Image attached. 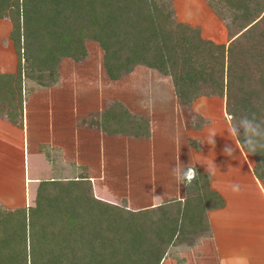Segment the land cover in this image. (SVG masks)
<instances>
[{"label":"trees","instance_id":"1","mask_svg":"<svg viewBox=\"0 0 264 264\" xmlns=\"http://www.w3.org/2000/svg\"><path fill=\"white\" fill-rule=\"evenodd\" d=\"M205 1L224 20L227 44L176 21L167 0H0L16 57L15 72H0V114L17 123L22 78L30 91L56 85L61 59L82 60L92 41L110 79L144 65L170 77L182 106L217 96L230 126L245 115L264 121V0ZM91 122L108 134L149 132L147 118L118 100ZM236 138L247 153L243 129ZM251 155L264 187V149ZM208 177L196 169L182 200L137 210L93 198L81 176L41 180L29 205L0 204V264H158L206 231V208L220 204Z\"/></svg>","mask_w":264,"mask_h":264},{"label":"crops","instance_id":"2","mask_svg":"<svg viewBox=\"0 0 264 264\" xmlns=\"http://www.w3.org/2000/svg\"><path fill=\"white\" fill-rule=\"evenodd\" d=\"M9 30V21L0 18V72L4 73L16 69ZM224 44H227L226 39ZM86 49L87 55L80 61L61 59L58 82L54 86L30 91L22 78L17 123L0 114V145L7 146L6 151L0 152L3 159L0 166L3 168L6 164L9 170L12 160L21 164L18 178L9 177L8 170L0 169L2 183L9 179L20 182L18 189L12 187L13 195L6 193L7 183H3L0 204L7 208L29 205L39 181L81 176L97 200L123 204L131 210L153 208L169 199L185 197V184L177 185L172 175V168L180 163L209 175L207 189L220 198V204L206 208L207 229L202 235L191 245L177 246L175 253L165 255L158 264H242L244 261L264 264V187L254 177L249 159L243 156L245 152L236 142L241 161H238L234 177L226 176L224 169H219L220 165L201 156L202 141L199 147L189 146L188 160L184 157L186 137L191 139L198 133L191 119L193 114L204 116L199 103L205 97L195 98L188 107L180 105L170 77L144 65H135L122 77L110 79L102 66L101 49L96 69L90 65L88 45ZM90 71L94 74L89 75ZM99 71L102 80L104 75L108 80L120 81L121 85L134 84L132 99H108L100 95L98 104L97 95L102 94L106 85L100 78H91ZM138 77L145 78V82L139 85L133 82ZM112 100L122 102L131 113L147 118V137L108 134L91 122ZM203 128L205 126L200 129ZM130 144L132 155L127 154V164L132 165V177L117 176L116 169L120 171V167L115 166V169L108 165L106 158L114 159L110 155L115 148H130ZM28 146L34 147V157L44 158L48 175L39 173L36 160L28 164ZM220 164L230 165L226 161ZM215 170H220L221 174L217 175Z\"/></svg>","mask_w":264,"mask_h":264},{"label":"rangeland","instance_id":"3","mask_svg":"<svg viewBox=\"0 0 264 264\" xmlns=\"http://www.w3.org/2000/svg\"><path fill=\"white\" fill-rule=\"evenodd\" d=\"M169 2V5L172 9V16L174 19L178 22H182L185 24H188L190 26H197L198 27V32L200 36L206 39H211L213 42L216 43H224V39L228 42V35L227 31L224 25V20L220 19L216 14L212 11V9L208 6L205 0H167ZM86 45L89 46L90 50V65L92 68L96 69L99 68V61H98V54L100 52L99 47L97 46L96 43L92 41H87ZM13 50V49H12ZM14 52V51H13ZM15 56V53H14ZM70 62V61H66ZM97 64V65H96ZM66 65H64L65 67ZM91 73L89 75H93L94 72L90 71ZM147 72H151V74H154L155 76L161 77V75H158L155 71L153 70H148ZM101 73L99 71L98 75L95 74V76H92L91 79L94 80V78H100ZM103 76V80L101 81L105 85L102 94H98V92H93V94H98V101L99 104V96L108 98V99H113L117 98L120 100L125 99L126 101L132 99V90L135 88L134 84L130 83L127 85H121L120 81H111L106 79V77ZM164 78V77H162ZM167 78V77H165ZM164 78V79H165ZM145 79V78H144ZM140 79L139 77L133 81L136 82L138 85L140 82L144 83L145 80ZM141 80V81H140ZM99 80L97 79V82ZM139 81V82H138ZM91 92V91H90ZM205 97V99L201 98V103H199V110H201V113L204 114L203 117L198 116L197 118L193 114V119L191 121L196 125H199L200 128L205 126L203 129H198L196 135L192 137L191 139L186 137L185 140V149H184V157L186 160L189 158V149L188 147H199L200 141L203 143V148L201 149V156L206 158L207 160H211L213 163L220 165V170L224 169L223 173L226 176L231 175V177H234L237 175V165L238 161H241L240 154L238 153L236 146H237V138L236 135H232L229 132L230 128V115L226 114L224 111V103L223 99L217 96H201ZM200 115V114H199ZM207 121H206V120ZM205 124V125H204ZM214 129L217 133L215 136V144L211 145L207 143V138L209 135L210 130ZM156 130L155 124H154V131ZM200 130V131H199ZM198 135V136H197ZM188 138V139H187ZM2 145V144H1ZM0 145V152L2 150L6 151L7 146L6 145ZM231 146L232 148L235 149L234 154L230 157L227 156L224 153V148L225 146ZM34 146V145H33ZM198 149V148H197ZM27 159H28V164H32L34 162L37 167L39 168V173L44 175H48L49 169L46 161L41 155H37L38 157L33 156V152H35L34 147L28 146L27 148ZM38 154V153H37ZM127 154L132 155V144H130V148L127 147H117L115 148V152H112L110 156H114V159H109L106 158L107 164H111L114 167L119 166L120 171L116 169L117 176H123L124 178H127L128 176L132 177V165L127 164ZM245 156L247 159L250 161V165L254 166L255 159L251 154H248L245 152ZM12 157V153H11ZM119 157V158H118ZM13 159V157L11 158ZM197 159H199V156H197ZM3 160L2 157H0V161ZM13 163L9 164V170L7 168V165L4 164L3 168L0 166V169H5L9 171V177H16L18 178V171L19 168L21 167V164L18 162V160H12ZM25 161L26 158H25ZM223 161H226L230 165H225V164H220ZM217 165H215L217 167ZM112 166V167H113ZM145 167V166H144ZM220 170H215L216 174L219 175L221 174ZM4 171V170H3ZM142 171V168H141ZM37 172V171H36ZM44 173V174H43ZM8 174V173H7ZM11 174V175H10ZM15 174V176H13ZM122 178V177H121ZM227 179V178H226ZM4 185L7 183V188H6V193H9V195H13L14 191L12 190V187H15L18 189V186H20V182H18V179H9V181H4ZM3 183L0 181V189L4 186ZM3 185V186H2ZM14 189V188H13ZM18 191V190H17ZM202 207V206H200Z\"/></svg>","mask_w":264,"mask_h":264},{"label":"clouds","instance_id":"4","mask_svg":"<svg viewBox=\"0 0 264 264\" xmlns=\"http://www.w3.org/2000/svg\"><path fill=\"white\" fill-rule=\"evenodd\" d=\"M240 129H243V145L248 154H254L257 151L264 149V121L258 122L254 115L251 118L245 115L238 120H234L229 128V132L232 135H239ZM216 135L217 133L214 129L210 130L207 143L211 145L215 144L214 138ZM223 151L227 156L231 157L234 154L235 149L229 145L225 146ZM172 175L177 185L183 183L190 186L192 181L196 178V168L178 163L172 168ZM236 188L238 189V186H236ZM242 264H246V261L242 262Z\"/></svg>","mask_w":264,"mask_h":264}]
</instances>
